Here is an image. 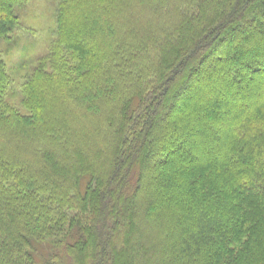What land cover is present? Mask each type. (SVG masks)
<instances>
[{"label": "trees", "instance_id": "16d2710c", "mask_svg": "<svg viewBox=\"0 0 264 264\" xmlns=\"http://www.w3.org/2000/svg\"><path fill=\"white\" fill-rule=\"evenodd\" d=\"M55 8L25 113L0 58V264H264V0Z\"/></svg>", "mask_w": 264, "mask_h": 264}, {"label": "rangeland", "instance_id": "374dc122", "mask_svg": "<svg viewBox=\"0 0 264 264\" xmlns=\"http://www.w3.org/2000/svg\"><path fill=\"white\" fill-rule=\"evenodd\" d=\"M55 5L56 0H25L15 10L19 19L17 33L10 35L9 42L0 41V58L10 78L6 100L17 108H20L22 81L55 36Z\"/></svg>", "mask_w": 264, "mask_h": 264}]
</instances>
